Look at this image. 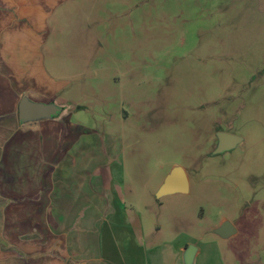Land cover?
<instances>
[{
	"label": "rangeland",
	"instance_id": "374dc122",
	"mask_svg": "<svg viewBox=\"0 0 264 264\" xmlns=\"http://www.w3.org/2000/svg\"><path fill=\"white\" fill-rule=\"evenodd\" d=\"M68 13L70 122L120 140L123 205L162 240L185 231L216 242L221 264H264V0H80ZM228 132L242 145L214 155ZM177 166L190 192L157 198ZM225 221L237 234L224 241Z\"/></svg>",
	"mask_w": 264,
	"mask_h": 264
},
{
	"label": "crops",
	"instance_id": "0c3cea01",
	"mask_svg": "<svg viewBox=\"0 0 264 264\" xmlns=\"http://www.w3.org/2000/svg\"><path fill=\"white\" fill-rule=\"evenodd\" d=\"M79 1L0 0V264H184L193 244V264H221L214 241L149 232L120 197V140L70 122L81 86L62 23ZM25 98L62 112L23 124Z\"/></svg>",
	"mask_w": 264,
	"mask_h": 264
},
{
	"label": "water",
	"instance_id": "95a60500",
	"mask_svg": "<svg viewBox=\"0 0 264 264\" xmlns=\"http://www.w3.org/2000/svg\"><path fill=\"white\" fill-rule=\"evenodd\" d=\"M62 112L61 108L55 104L32 103L25 98L19 108L20 121L23 124L34 123L42 120H51L59 116ZM218 147L216 154L235 148L242 142V138L219 133ZM190 192V181L187 171L180 166L174 167L170 174L166 177L164 184L157 194V198L172 196L176 194L186 195ZM219 238L228 240L234 237L237 233L235 227L228 221L217 228L214 232ZM198 248L194 245H189L184 253V264H193Z\"/></svg>",
	"mask_w": 264,
	"mask_h": 264
},
{
	"label": "flooded vegetation",
	"instance_id": "af4514ba",
	"mask_svg": "<svg viewBox=\"0 0 264 264\" xmlns=\"http://www.w3.org/2000/svg\"><path fill=\"white\" fill-rule=\"evenodd\" d=\"M226 134L233 135L232 133H229V132L226 133ZM214 142H215V145H214V147H213V154H214V155H220V154H223V153H226V152H230V151L236 150L239 146L242 145V143H243V139H242V142H241L240 144H238L235 148H233V149H231V150H228V151H224V152H222V153H218V154L215 153L216 150H217V147H218V142H219L218 137H216V138L214 139ZM188 178H189V176H188ZM236 234H237V233H236Z\"/></svg>",
	"mask_w": 264,
	"mask_h": 264
}]
</instances>
